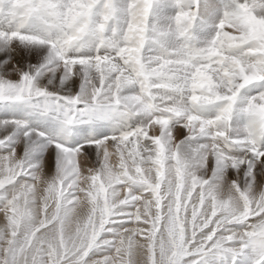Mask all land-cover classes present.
<instances>
[{"label": "snow or ice", "instance_id": "6c2138e0", "mask_svg": "<svg viewBox=\"0 0 264 264\" xmlns=\"http://www.w3.org/2000/svg\"><path fill=\"white\" fill-rule=\"evenodd\" d=\"M0 264H264V0H0Z\"/></svg>", "mask_w": 264, "mask_h": 264}]
</instances>
